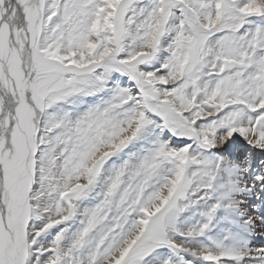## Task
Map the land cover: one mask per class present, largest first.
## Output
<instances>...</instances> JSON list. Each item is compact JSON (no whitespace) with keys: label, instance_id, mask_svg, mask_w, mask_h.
<instances>
[{"label":"snow or ice","instance_id":"1","mask_svg":"<svg viewBox=\"0 0 264 264\" xmlns=\"http://www.w3.org/2000/svg\"><path fill=\"white\" fill-rule=\"evenodd\" d=\"M0 264H264V0H0Z\"/></svg>","mask_w":264,"mask_h":264}]
</instances>
